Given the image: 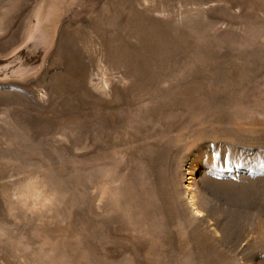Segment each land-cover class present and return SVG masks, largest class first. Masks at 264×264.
Here are the masks:
<instances>
[{
	"label": "rangeland",
	"instance_id": "1",
	"mask_svg": "<svg viewBox=\"0 0 264 264\" xmlns=\"http://www.w3.org/2000/svg\"><path fill=\"white\" fill-rule=\"evenodd\" d=\"M5 59L0 264H264V0H0Z\"/></svg>",
	"mask_w": 264,
	"mask_h": 264
},
{
	"label": "bare ground",
	"instance_id": "2",
	"mask_svg": "<svg viewBox=\"0 0 264 264\" xmlns=\"http://www.w3.org/2000/svg\"><path fill=\"white\" fill-rule=\"evenodd\" d=\"M15 57H13V59ZM13 62L14 61L12 59L0 60V75L12 74V73L16 72L17 68L13 67L14 66Z\"/></svg>",
	"mask_w": 264,
	"mask_h": 264
}]
</instances>
